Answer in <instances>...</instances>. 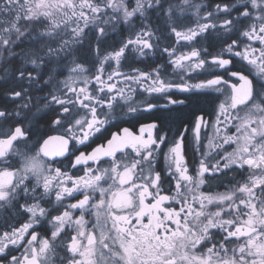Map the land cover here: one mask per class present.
Segmentation results:
<instances>
[{
	"label": "snow or ice",
	"instance_id": "snow-or-ice-1",
	"mask_svg": "<svg viewBox=\"0 0 264 264\" xmlns=\"http://www.w3.org/2000/svg\"><path fill=\"white\" fill-rule=\"evenodd\" d=\"M0 264H264V0H0Z\"/></svg>",
	"mask_w": 264,
	"mask_h": 264
},
{
	"label": "flooded vegetation",
	"instance_id": "flooded-vegetation-1",
	"mask_svg": "<svg viewBox=\"0 0 264 264\" xmlns=\"http://www.w3.org/2000/svg\"><path fill=\"white\" fill-rule=\"evenodd\" d=\"M208 3H215L217 1L215 0H207ZM114 38L118 39L119 37ZM173 37L168 36L167 34L162 38L160 42V47L156 49L155 55L149 56V57H136L134 60L130 61V64L132 67H138L142 70H150L153 67H156L157 65H165V71L167 72L169 78L176 79V73L173 72L172 65L168 64V57L166 54H162L160 51V48L168 46L172 44ZM207 46V44H205ZM218 50L217 48H209L210 52H215ZM135 55V54H133ZM234 63L237 67H239L244 62L240 61L238 57L233 58ZM124 71H129V65H125L123 68ZM206 74L200 73L198 78H203ZM194 77H197L196 73H193ZM187 78V77H186ZM192 82H196L195 79ZM177 95L180 98L189 97L190 99L188 102L184 105H176L174 106V110L169 112L167 110H160L155 113H142L139 114L140 119L144 122H148L151 119L159 118L164 122L165 130L167 131L169 128L172 130V132H176L181 128L182 125L191 126L192 121L194 120L196 115L199 114H209L207 118L211 122L214 119V115H212L217 108L218 104L223 100V95L218 92H212L211 90H204L199 93H177ZM127 126V125H125ZM110 131H115V129H110ZM208 136L212 135V128L209 126L207 130H205ZM205 131H202L201 133V144L206 145L207 141L204 139ZM56 134V133H53ZM109 136V132H104L103 135L98 134V139H96V143H104L105 138ZM171 136V133H170ZM93 147L95 144L92 145ZM80 148H83V146H78ZM90 150V149H87ZM205 149L201 147L200 152L204 151ZM200 152L196 151V148L192 142V137L190 134L186 136L185 140V153L188 157L190 167L194 168L197 164L199 158H200ZM67 163V161H65ZM163 159L161 158V161L158 165V167L163 168ZM76 170H73L75 173ZM243 170L232 172L229 171L227 176H221L216 179H213L210 181L209 184L205 185L206 191H220L223 192L226 190L227 185L234 182V180H242ZM89 220H91V217H87ZM43 231V229H41ZM18 255L19 252H16Z\"/></svg>",
	"mask_w": 264,
	"mask_h": 264
},
{
	"label": "trees",
	"instance_id": "trees-1",
	"mask_svg": "<svg viewBox=\"0 0 264 264\" xmlns=\"http://www.w3.org/2000/svg\"><path fill=\"white\" fill-rule=\"evenodd\" d=\"M215 1H217V0H215Z\"/></svg>",
	"mask_w": 264,
	"mask_h": 264
}]
</instances>
